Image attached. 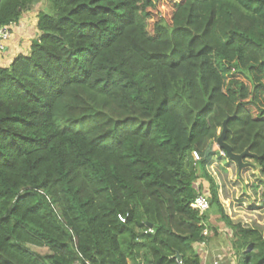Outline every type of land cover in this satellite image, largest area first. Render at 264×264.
<instances>
[{"label": "trees", "instance_id": "1", "mask_svg": "<svg viewBox=\"0 0 264 264\" xmlns=\"http://www.w3.org/2000/svg\"><path fill=\"white\" fill-rule=\"evenodd\" d=\"M40 1L29 53L0 67V264H201L212 213L238 264H264L206 170L229 118L264 176V0ZM33 2L0 0V28Z\"/></svg>", "mask_w": 264, "mask_h": 264}, {"label": "rangeland", "instance_id": "2", "mask_svg": "<svg viewBox=\"0 0 264 264\" xmlns=\"http://www.w3.org/2000/svg\"><path fill=\"white\" fill-rule=\"evenodd\" d=\"M43 7L40 6V9ZM245 162L254 165L249 159ZM206 170L214 182L218 204L230 223L264 233V176L251 167H245L239 173L236 165L220 154L211 157ZM199 185L202 187L200 193L210 198L208 183L199 180L195 187ZM216 211L217 208L214 209ZM219 218L217 222L220 221L221 227L226 226V222ZM32 249L40 253L47 252L46 249Z\"/></svg>", "mask_w": 264, "mask_h": 264}, {"label": "crops", "instance_id": "3", "mask_svg": "<svg viewBox=\"0 0 264 264\" xmlns=\"http://www.w3.org/2000/svg\"><path fill=\"white\" fill-rule=\"evenodd\" d=\"M42 5H44L43 2L39 1L36 6H33L31 12L24 14L13 26L11 38L0 52L1 68H7L17 56L29 53L31 42L39 34L37 13ZM218 218L219 215H213V213L209 215L206 227L207 238L204 242L195 244L194 250L199 256L201 264H215L216 262L217 264H238V256L231 247L230 230L225 225L221 227L220 221L217 222Z\"/></svg>", "mask_w": 264, "mask_h": 264}, {"label": "water", "instance_id": "4", "mask_svg": "<svg viewBox=\"0 0 264 264\" xmlns=\"http://www.w3.org/2000/svg\"><path fill=\"white\" fill-rule=\"evenodd\" d=\"M39 1L40 0H34L33 6H36V4L39 3ZM228 120L229 118H227L223 122L222 131L216 141L217 147L225 152L227 160L233 162L236 165L239 173L245 167H251L255 169L256 168L255 164L253 165V164H249L245 162L246 159H254L255 162L258 161L257 156L254 154H251L248 148L241 154H235L233 153L231 147L228 144H226L225 137L228 132V128H227ZM176 258L180 260V256L178 254H176Z\"/></svg>", "mask_w": 264, "mask_h": 264}, {"label": "built area", "instance_id": "5", "mask_svg": "<svg viewBox=\"0 0 264 264\" xmlns=\"http://www.w3.org/2000/svg\"><path fill=\"white\" fill-rule=\"evenodd\" d=\"M15 24L10 26L0 28V52L4 49L5 43L10 40L12 36V28ZM221 157H226V154L223 150L219 151ZM195 161L199 160L198 155L193 152L192 154ZM192 209L197 211L200 215L206 213L210 208V199L208 195L199 193L191 204ZM121 220V218H120ZM204 235H208L207 229H204ZM217 264V262L215 263Z\"/></svg>", "mask_w": 264, "mask_h": 264}]
</instances>
